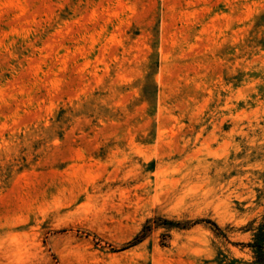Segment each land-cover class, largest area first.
<instances>
[{
  "label": "rangeland",
  "instance_id": "1",
  "mask_svg": "<svg viewBox=\"0 0 264 264\" xmlns=\"http://www.w3.org/2000/svg\"><path fill=\"white\" fill-rule=\"evenodd\" d=\"M264 0H0V264H264Z\"/></svg>",
  "mask_w": 264,
  "mask_h": 264
},
{
  "label": "trees",
  "instance_id": "2",
  "mask_svg": "<svg viewBox=\"0 0 264 264\" xmlns=\"http://www.w3.org/2000/svg\"><path fill=\"white\" fill-rule=\"evenodd\" d=\"M257 247H258V252H259V253H262V252L264 251V247H263L262 243H259V244L257 245Z\"/></svg>",
  "mask_w": 264,
  "mask_h": 264
}]
</instances>
